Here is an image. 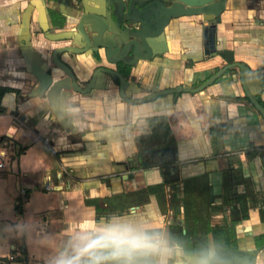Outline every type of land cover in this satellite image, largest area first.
Masks as SVG:
<instances>
[{
  "label": "crops",
  "instance_id": "1",
  "mask_svg": "<svg viewBox=\"0 0 264 264\" xmlns=\"http://www.w3.org/2000/svg\"><path fill=\"white\" fill-rule=\"evenodd\" d=\"M101 1L0 0V262L119 264L111 249H85L126 227L153 245L134 264H199L181 241L231 223V209L245 245L264 232V114L250 98L264 105V0L192 15L174 3L148 49L127 29L152 0H124V16L123 0L107 13ZM92 45L114 56L97 74ZM65 76L59 117L42 77Z\"/></svg>",
  "mask_w": 264,
  "mask_h": 264
},
{
  "label": "flooded vegetation",
  "instance_id": "2",
  "mask_svg": "<svg viewBox=\"0 0 264 264\" xmlns=\"http://www.w3.org/2000/svg\"><path fill=\"white\" fill-rule=\"evenodd\" d=\"M66 3L72 5L74 9L81 11V8L84 4V0H64ZM174 4V0H152L151 4H147L143 11H137L138 12V19L139 23H136V26L133 28H128L127 33L129 35H135L136 38L134 39L135 42L141 47V45H145L146 49H148V46H151V43L149 42V39L151 37H157L159 35H165L166 34V27L171 22L170 13L172 9V5ZM177 4V3H176ZM181 5V4H178ZM182 6V5H181ZM98 7L104 11V13L110 12L109 3L107 0H102ZM226 9V8H225ZM125 1L123 0V3H121V11L122 15L124 16L125 13ZM185 9H183L184 11ZM188 10V9H187ZM148 14L149 17L147 19H141L140 15ZM158 13V16H155V14ZM110 14V13H109ZM154 15V17H153ZM94 17V16H92ZM95 18V17H94ZM81 19V18H79ZM77 22V21H76ZM156 25V29H153V26ZM85 29L86 33L88 35L91 34L90 28L93 27V24L87 25L84 23L82 25ZM127 27H130L126 25ZM152 27V28H151ZM125 30V29H124ZM82 33V31H81ZM148 45V46H147ZM85 46V45H84ZM96 47L95 50H93ZM74 48V49H71ZM76 47H69L64 49L72 56H76L78 54V51L75 50ZM86 50H83L82 52H85ZM88 52H92L90 55L92 59V63H95L94 72L97 74L98 72H102V67L104 65V61L108 60L112 62V58L114 57L111 55V57L107 58L108 56L104 53V50L101 49L99 46H90L88 47ZM137 52V51H136ZM120 53V50L117 52ZM123 54V51L121 52ZM119 54V56L121 55ZM135 54V53H134ZM137 54L140 56H143L145 53L142 49V51H138ZM137 54H135L137 56ZM128 54L122 55L118 60H116V63L120 60L126 59ZM107 56V57H106ZM89 64V68L91 66ZM69 67V66H68ZM71 66L69 67V69ZM66 69V68H62ZM110 70V69H107ZM72 71V68H71ZM73 72V71H72ZM93 72V73H94ZM69 73V70H68ZM145 189L144 191H146ZM143 192L138 194V197L136 198V202L143 199ZM214 194L211 193L210 200L205 201L199 208L202 211V221H210L212 218V212L215 211L217 204L219 202L211 201L213 200ZM223 210V209H222ZM264 209L260 208L259 215L260 218L264 219ZM229 218L232 222L228 223L224 220V222H219V224L212 226L213 230L211 232H203L202 235H191L190 231H187V235L184 236V239L181 241L183 243V249L186 254H197L198 262L199 264H264V232H260L258 234L254 233L253 230H251V238L247 241H244L245 245H241V236L240 232L237 229V222L238 220L242 219V215L235 213V210L233 212V209H231ZM228 220V221H230ZM187 222V221H186ZM199 222V223H201ZM205 228V225H204ZM233 228V230L231 229ZM189 236V237H187ZM185 254V255H186ZM185 255L183 256L185 260Z\"/></svg>",
  "mask_w": 264,
  "mask_h": 264
},
{
  "label": "clouds",
  "instance_id": "3",
  "mask_svg": "<svg viewBox=\"0 0 264 264\" xmlns=\"http://www.w3.org/2000/svg\"><path fill=\"white\" fill-rule=\"evenodd\" d=\"M153 245L148 242V238L135 234L131 228L109 229L104 235L93 240L85 249H111L109 258L119 262V264H134L135 257L145 250L151 249ZM102 256H96L92 264H99ZM75 259V258H74ZM59 264H73L72 261H60Z\"/></svg>",
  "mask_w": 264,
  "mask_h": 264
},
{
  "label": "water",
  "instance_id": "4",
  "mask_svg": "<svg viewBox=\"0 0 264 264\" xmlns=\"http://www.w3.org/2000/svg\"><path fill=\"white\" fill-rule=\"evenodd\" d=\"M214 1L215 0H174V3L175 4L176 3L181 4L182 7H184V9H185L183 12L184 14L192 15V14L198 13L199 11L219 12V9H216L215 7H213L211 5V3ZM226 1L227 0H219L218 3L223 8H225L226 7ZM186 5L191 7V9L185 8ZM129 11H130L129 14L131 15V13H133V7H131L129 9ZM155 16H158V13H156ZM172 16L173 15H170V18H172ZM153 17H154V15H153ZM132 43H135L136 45H138L135 42V40H133ZM134 53L137 54L136 51ZM221 72L216 73L212 78L208 79L205 83H203L202 86L204 87L205 85L209 84L211 81H213V79L217 78ZM42 81L44 82L43 91H47V94H48L49 99L51 101V105L53 107V111L55 112L56 115H58L60 117L61 113H60V106H59V104H60L59 96L62 93L63 89L70 87V85H69L70 78L65 76V77H60V79L53 80V77H51V78L50 77H47V78L42 77ZM250 98L252 99V101L256 105V107L264 114V105L261 104V102L256 97H253L251 94H250Z\"/></svg>",
  "mask_w": 264,
  "mask_h": 264
},
{
  "label": "built area",
  "instance_id": "5",
  "mask_svg": "<svg viewBox=\"0 0 264 264\" xmlns=\"http://www.w3.org/2000/svg\"><path fill=\"white\" fill-rule=\"evenodd\" d=\"M9 159L8 157V151L4 146L0 145V167H4L6 165L7 160ZM47 187H50L49 183H46ZM16 256L14 254L10 255L9 259L13 260L15 259ZM0 264H8L7 261H1Z\"/></svg>",
  "mask_w": 264,
  "mask_h": 264
},
{
  "label": "bare ground",
  "instance_id": "6",
  "mask_svg": "<svg viewBox=\"0 0 264 264\" xmlns=\"http://www.w3.org/2000/svg\"><path fill=\"white\" fill-rule=\"evenodd\" d=\"M59 187V186H58Z\"/></svg>",
  "mask_w": 264,
  "mask_h": 264
}]
</instances>
